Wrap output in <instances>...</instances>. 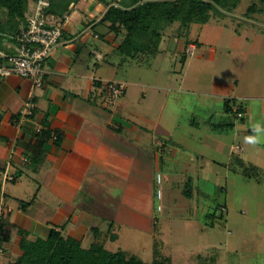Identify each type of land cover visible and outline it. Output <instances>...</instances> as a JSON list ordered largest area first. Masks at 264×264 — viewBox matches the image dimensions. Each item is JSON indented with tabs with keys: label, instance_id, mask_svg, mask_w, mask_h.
Instances as JSON below:
<instances>
[{
	"label": "rangeland",
	"instance_id": "374dc122",
	"mask_svg": "<svg viewBox=\"0 0 264 264\" xmlns=\"http://www.w3.org/2000/svg\"><path fill=\"white\" fill-rule=\"evenodd\" d=\"M101 1L81 0L79 5L86 10L101 4L105 9L106 3L115 2ZM254 4L258 11L249 13ZM179 28L176 23L163 32L156 56H141L118 69L116 80L126 85L122 100L107 96L112 104L126 102L128 111L136 113L151 132L150 122L161 119L158 137L166 141L171 132L177 144L167 141L166 149L163 142L159 145L164 183L151 187L154 196L158 189L162 192L163 200L155 197L152 202L150 220L152 226L155 218L159 220L162 234L116 221L112 232L118 240L105 247L146 263L156 258L171 264H264V2L240 0L232 13L214 17L206 25L193 24L182 37ZM186 39L199 48L182 63ZM108 68L103 62L102 69ZM238 106L245 114L243 120L234 113ZM255 125L261 130L250 132ZM248 137L259 142L249 143ZM192 178L195 188L190 200L182 193ZM169 180L179 186L177 190L167 189ZM18 183L0 187V208L5 194L29 200V182L23 178ZM9 204L15 210L19 207L17 200ZM220 206L227 208L226 214ZM3 237L0 230V250H11L3 245ZM90 237L85 247L94 241ZM12 250L0 252V264L14 263L21 256L19 246Z\"/></svg>",
	"mask_w": 264,
	"mask_h": 264
},
{
	"label": "crops",
	"instance_id": "0c3cea01",
	"mask_svg": "<svg viewBox=\"0 0 264 264\" xmlns=\"http://www.w3.org/2000/svg\"><path fill=\"white\" fill-rule=\"evenodd\" d=\"M79 4L63 23L55 21L62 24L63 37L44 65L40 87L17 75L0 78V187L18 185L26 178L30 189L28 201L7 194L1 198L0 230L7 237L2 243L11 246V250L5 247L4 254L20 245L21 231L34 240L56 229L84 248L94 243L95 229L105 245L116 242L118 235L112 232L116 221L162 234L159 220L155 218L153 226L150 221L152 202L158 199L151 187L159 184L164 168L159 145L176 143L171 132L165 134L166 141L158 137L161 119L150 122L151 132L136 113L128 111L126 102H108L105 84L118 81L117 71L123 66L118 52L121 40L99 25L107 8L98 4L84 10ZM95 51L103 56L101 60ZM103 62L110 65L107 71ZM32 94L36 108L22 120L21 112ZM166 144L164 149L169 147ZM5 176L13 180L6 181ZM190 181L194 193L192 178L182 194ZM166 185L171 191L179 187L171 180ZM12 200L18 201L17 210L9 204ZM21 202L30 204L22 207ZM90 236L94 241L85 247Z\"/></svg>",
	"mask_w": 264,
	"mask_h": 264
},
{
	"label": "trees",
	"instance_id": "16d2710c",
	"mask_svg": "<svg viewBox=\"0 0 264 264\" xmlns=\"http://www.w3.org/2000/svg\"><path fill=\"white\" fill-rule=\"evenodd\" d=\"M80 1L49 0L50 7L45 9V15L54 16L63 23L71 7ZM239 2L240 0H115L114 3H106L107 12L99 25L121 40L118 52L122 64H125L144 55L156 56L160 52L163 32L170 26L180 23L182 37L190 32L193 24L206 25L214 17L232 13L238 8ZM31 3V0H0V50L14 52L11 46L18 44L19 36L27 28L26 14ZM248 10L249 13L257 12V5H252ZM104 37L105 34H102V38ZM191 44L194 43L186 39L182 63L187 60V47ZM236 102L234 100L235 105ZM226 108L229 112L232 110L229 104ZM238 111H242L240 106ZM239 165L242 163L239 162ZM192 194L190 181L185 196L192 198ZM29 204L21 202L22 207ZM210 218L214 224V214ZM99 233L95 229L94 243L89 248H84L81 242L64 237L56 229H52L46 238L34 240L28 238L27 232L21 231L19 247L22 253L10 264H171L168 259L155 258L151 263H146L124 251L111 252L106 249ZM113 238L115 239L114 236ZM6 239L7 237H3L2 242Z\"/></svg>",
	"mask_w": 264,
	"mask_h": 264
},
{
	"label": "built area",
	"instance_id": "2783aa9c",
	"mask_svg": "<svg viewBox=\"0 0 264 264\" xmlns=\"http://www.w3.org/2000/svg\"><path fill=\"white\" fill-rule=\"evenodd\" d=\"M50 7L49 0H34L26 14L27 28L18 38V44L13 46V53L0 50V78H8L17 75L31 81L34 88L40 87L44 82V65L52 58L59 47L63 37L62 24L55 22L54 16L45 15V9ZM196 51L194 45L187 49V55L192 56ZM97 60L103 56L94 52ZM126 85L119 81H109L105 84L107 96L111 100L120 99L125 95ZM36 108L34 95L32 94L21 112L22 120L30 118ZM238 119H243L245 114L234 109ZM56 136H54L55 138ZM237 150L243 152L239 147ZM6 181H12V177L5 176ZM158 183H161V176H158ZM162 192L158 190V199H161ZM161 208V207H160ZM159 208V210H160ZM222 214L227 213L225 206L218 208ZM1 244V242H0ZM2 253V249L0 250Z\"/></svg>",
	"mask_w": 264,
	"mask_h": 264
},
{
	"label": "clouds",
	"instance_id": "9594fccd",
	"mask_svg": "<svg viewBox=\"0 0 264 264\" xmlns=\"http://www.w3.org/2000/svg\"><path fill=\"white\" fill-rule=\"evenodd\" d=\"M253 130L257 131V132L260 131L261 130L260 125H255ZM246 140H247V142L252 143V144L259 142V140L256 137H248V138H246Z\"/></svg>",
	"mask_w": 264,
	"mask_h": 264
}]
</instances>
